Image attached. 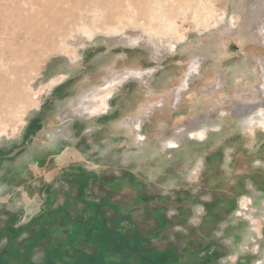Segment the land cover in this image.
Instances as JSON below:
<instances>
[{
    "label": "rangeland",
    "instance_id": "374dc122",
    "mask_svg": "<svg viewBox=\"0 0 264 264\" xmlns=\"http://www.w3.org/2000/svg\"><path fill=\"white\" fill-rule=\"evenodd\" d=\"M176 68L183 82L166 88L165 72ZM173 92L170 107L160 103ZM51 94L56 101L32 120ZM196 96L212 108L177 118ZM113 99L119 113L98 124L107 134L69 141L64 127L88 129L82 121L110 114ZM113 139L124 147L111 149ZM62 148L71 164L55 173L65 175L66 191L86 188L92 201L55 222L76 224L74 234L87 239L82 253L70 248L79 263L106 264L115 252L108 264H169L172 248L188 264L190 252L212 246L217 264H264V0H0V150L17 157L9 165L18 174L48 153L62 163ZM111 188L125 212L145 210L134 221L146 248L124 211L94 204ZM138 191L147 199L135 202ZM49 252L47 263L63 264Z\"/></svg>",
    "mask_w": 264,
    "mask_h": 264
},
{
    "label": "crops",
    "instance_id": "0c3cea01",
    "mask_svg": "<svg viewBox=\"0 0 264 264\" xmlns=\"http://www.w3.org/2000/svg\"><path fill=\"white\" fill-rule=\"evenodd\" d=\"M179 59L180 61L183 60L181 57ZM180 64L181 65L179 66H182L183 63L180 62ZM165 75L166 88L171 86L176 87L183 82L184 72H179L178 68H176V70L173 69L172 72L166 71ZM205 80L207 81L208 79H205L203 76L199 78L198 83L204 82ZM195 88L197 90V86ZM50 96L49 99L47 97L44 100L41 107L38 109V112L33 115L32 120L37 121L39 118L38 115L43 109L51 102L56 101L52 99L54 95L51 94ZM162 96L163 99L159 100L160 103L163 102L170 107L175 96L174 92L170 94L166 93ZM223 98H227L228 101L231 102L235 97L231 98L229 96H224ZM223 98L222 100L224 101ZM115 100L116 99H113V102L110 105V114L100 116L99 118L96 116H90L87 121H82L85 125L86 123L88 124V129L81 130L78 126L79 121L76 122L75 120V126L71 124L64 127L65 130L67 128L69 129L71 134L70 138H73V140L69 138V141H77V139H81L82 136V143L86 140V135L88 134L89 137L94 134L96 137L99 133L102 134L103 132L107 134V128L105 126H98V124H106L113 114L115 115L119 113V106L116 104ZM122 101L124 102V98ZM187 102L188 103L184 106L183 111L179 113V116H176L177 118L184 119L198 117V115H201L202 112L209 109L212 105L211 101L199 96H196L195 100H188ZM230 105L231 103L227 104L228 107ZM219 106H221V103L216 100V107ZM113 109H115L114 112H112ZM158 117L159 116L157 115L156 118ZM146 122L144 123V128ZM98 127H101L99 131L97 130ZM81 143L73 142L74 146ZM85 143L88 149H96L95 146H91V140L89 145H87V142ZM118 146L124 147L123 139L112 140L110 148L114 150ZM64 150L65 148H62L61 152L56 153V155L59 156V159H62V163L58 160L55 164V161L53 160L55 154L48 153L44 159L45 161L34 160L35 162H29L30 164L22 167L20 173L18 170V174L17 171L9 165L10 162H14L17 157H10L8 155L9 152L3 153L2 150H0V264H44L47 261L49 253L45 249V246L49 243V240L51 242L50 244L55 245L58 244V240L64 242L71 238H73L78 245L80 243L82 245L85 243L83 242L84 240L81 241V239H84L82 233H79L78 236L74 234L76 228L73 226L76 224L72 223L71 227L67 225V228L64 226L60 229L55 227V222L58 220L59 215H62L63 218L67 219L71 218V215L80 214L83 209L77 206V203L80 202L76 197L77 192L73 194L72 190L66 191L65 175L55 173L58 171L59 167L71 164V160L69 159L70 153H66L67 151L64 152ZM14 151H16V149H14ZM75 158H80V155L75 156ZM51 165L52 167H57L52 173L49 172V167ZM110 192H112L111 196H109L108 192L103 198L110 197L113 200V190ZM110 204H112L111 201ZM121 204V206H124V202ZM39 242L42 244L38 245ZM246 246H251V243H246ZM252 253L253 250L250 251L249 248H247L246 252L241 256L243 257L244 255L247 258H251ZM69 256L70 254H68V257ZM237 256L239 258L240 255ZM67 259L70 260L71 258ZM243 259L244 257H240V259H237L236 261L232 260V263L226 264H245L242 262ZM77 263L79 264V259H72V264ZM63 264H68V262L63 261Z\"/></svg>",
    "mask_w": 264,
    "mask_h": 264
},
{
    "label": "flooded vegetation",
    "instance_id": "af4514ba",
    "mask_svg": "<svg viewBox=\"0 0 264 264\" xmlns=\"http://www.w3.org/2000/svg\"><path fill=\"white\" fill-rule=\"evenodd\" d=\"M94 181V178H90L89 179V181ZM82 182H86V185H84V188H85V186L87 187V182H88V179H87V177L86 178H84V180L82 181ZM103 182H106L105 180L103 181ZM81 188V187H80ZM78 189L77 190V195H76V197L78 198V200H81L82 199V204H84L85 205V207H88L89 206V204H88V202H90L91 201V199H88V198H90L89 197V195L90 194H88L87 193V191L88 190H86V188L85 189ZM83 188V187H82ZM92 188H90V190H91ZM89 190V191H90ZM112 189H110L108 192H109V196H111V194H112V192H110ZM107 192V193H108ZM142 191H138V193H137V199L136 200H134L135 202L137 201L138 203H139V201H143L144 199H147V196H145L143 193H141ZM90 200V201H89ZM110 201L112 202V204H110ZM133 201V204H136L135 202ZM148 201V200H147ZM92 202V201H91ZM104 202H106V204H104ZM94 204L96 205V206H99V205H101L102 207H105V206H107L108 204L109 205H111L116 211H117V213L121 210V211H126V209L124 210V207L126 208V205L125 206H120V205H118L117 203H115V201H113L112 200V198H110V197H108V198H103V200L102 201H100V202H98V201H94ZM92 205V204H91ZM117 205L120 207V208H117ZM77 206H78V204H77ZM115 206V207H114ZM50 207V206H49ZM123 207V208H122ZM141 208V205L139 206V209ZM84 209V208H83ZM81 210V211H83V212H85V210H86V208L84 209V210ZM105 209V208H104ZM143 209V208H142ZM104 212H105V210H103ZM145 210L143 209L142 210V212L143 213H140V211H138V210H136L135 211V213H132V214H130L129 212H125V215H124V217H130L133 221H134V216H136V217H138V219H139V216H140V222H143V216L142 215H144V214H146L145 212H144ZM149 212V211H148ZM140 213V214H139ZM150 213V212H149ZM93 215L92 214V212L91 211H89V213H87L86 215ZM142 214V215H141ZM79 215V214H78ZM74 217H76V215H71V219L72 218H74ZM83 217H86L85 215L83 216ZM96 217H97V214H96ZM78 218V217H77ZM108 218V217H107ZM165 218V217H164ZM137 219V220H138ZM81 220V219H80ZM165 220V219H164ZM167 222V221H166ZM133 224V226H129V228H134V227H136V229H135V231H138V232H136V235H138L139 236V238H141V242H142V244L144 245L142 248H146V240H147V238H145V237H147V236H144L143 234H139V232H140V224L139 223H136L135 221H134V223H132ZM125 225H128V224H125ZM86 227H88V225H85ZM124 226V219L122 220V222H120V224H119V227H123ZM79 229H80V225H78L77 226ZM90 227V226H89ZM88 227V228H89ZM92 230H93V228L92 227H90ZM116 228H118V227H116ZM138 228V229H137ZM168 228V223L167 224H161V225H159V229L158 230H160V231H165L166 229ZM83 229H84V227H83ZM126 229H127V227H126ZM95 230V229H94ZM135 235V236H136ZM159 235H161V232H154V234H153V236L154 237H157V236H159ZM118 238V237H117ZM116 238V242H117V240L118 239H120V238H118L117 239ZM71 239H73V238H71ZM70 239V240H71ZM70 240H68V241H61V240H58L57 242H58V244H50L51 242H50V240H49V243L45 246V249L47 250V252H49L51 249H53V251L54 250H57L58 251V253L59 254H61L62 255V258H60V259H58L59 261H65V262H68V264H72V259L73 260H78L79 259V261H80V259H82V258H80V257H78V254L76 253V249L75 248H72L71 249V251H72V253L75 255V256H72L71 254H70V248H71V246H75L76 245V248L79 250V252H81L82 253V251H81V249H84V247H83V245L80 243L79 245L73 240V242L71 241V242H69ZM84 240V241H83ZM87 239L86 238H84V239H81V241H83V242H85ZM42 242V241H41ZM41 242H39L38 243V245H40V244H42ZM199 245H201V244H199ZM80 246H82L83 248H80ZM120 248H122V247H120ZM198 248H200V246H198ZM123 249V248H122ZM154 250H156V249H154ZM169 251H171V253H172V256L171 257H169L170 259H168V255L166 254L167 252H169ZM169 251H167V252H164V257H163V259L164 260H166L167 262H169V264H183L182 263V257H181V255H179L178 254V252L176 251V250H174V249H172V248H170L169 249ZM50 253V252H49ZM49 253H48V256H49ZM122 253H123V250H122ZM191 254H189V256H190V261H189V263L188 264H217V261L219 260V258L218 259H216L217 258V256H218V253L216 252V251H213V248H212V246H208L206 249H203V252L201 253V250L199 251V250H196V252H190ZM51 254V253H50ZM68 254H70V256L68 257ZM114 255H116V253L115 252H113L112 254H110L108 257H106L104 260H105V263L106 264H108L107 262H110V261H112L113 260V258H114ZM112 256V257H111ZM221 256V255H220ZM109 257H111V258H109ZM201 257V258H200ZM216 257V258H215ZM67 258H71L70 260L69 259H67ZM109 258V259H108ZM47 259H48V257H47ZM215 259V260H214ZM104 260H102V261H104ZM213 260V261H212ZM48 261V260H47ZM47 261L44 263V264H50V263H47ZM202 261H204V262H202ZM212 261V262H211ZM215 261V262H214ZM81 263H82V260H81ZM81 263H79V264H81ZM78 264V263H77ZM82 264H93V260L92 259H89V262H86V263H82ZM185 264V263H184Z\"/></svg>",
    "mask_w": 264,
    "mask_h": 264
},
{
    "label": "built area",
    "instance_id": "2783aa9c",
    "mask_svg": "<svg viewBox=\"0 0 264 264\" xmlns=\"http://www.w3.org/2000/svg\"><path fill=\"white\" fill-rule=\"evenodd\" d=\"M221 115L222 116H226L227 115V113H225V112H223V113H221ZM138 121V120H137ZM136 121V122H137ZM142 121H141V119H139V122H138V126L137 127H135V125H134V129H135V131H136V139H137V141L138 142H143V141H145L143 138H140V134L142 133ZM138 128V129H137ZM143 140V141H142Z\"/></svg>",
    "mask_w": 264,
    "mask_h": 264
},
{
    "label": "bare ground",
    "instance_id": "6f19581e",
    "mask_svg": "<svg viewBox=\"0 0 264 264\" xmlns=\"http://www.w3.org/2000/svg\"><path fill=\"white\" fill-rule=\"evenodd\" d=\"M31 39V38H30ZM31 43V42H30ZM34 45V44H33ZM36 46V45H35ZM31 53H30V56H32V54H37L40 52V50L38 51L37 49H31Z\"/></svg>",
    "mask_w": 264,
    "mask_h": 264
}]
</instances>
